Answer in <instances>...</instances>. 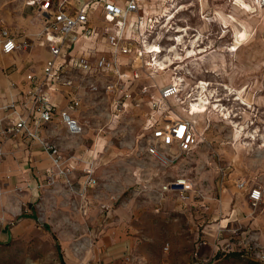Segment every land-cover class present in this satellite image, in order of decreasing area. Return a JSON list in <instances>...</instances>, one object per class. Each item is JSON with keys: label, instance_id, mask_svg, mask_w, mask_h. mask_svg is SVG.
Wrapping results in <instances>:
<instances>
[{"label": "rangeland", "instance_id": "374dc122", "mask_svg": "<svg viewBox=\"0 0 264 264\" xmlns=\"http://www.w3.org/2000/svg\"><path fill=\"white\" fill-rule=\"evenodd\" d=\"M241 2L249 9H242ZM251 3L255 2L201 0L202 8L214 9L215 27L211 28V35L200 37L197 54L177 63L191 74L184 81L199 79L208 85L204 92L209 87L208 99L217 98L222 105L208 109L209 101L201 103L206 104L202 105L205 111L196 126V155L191 154L188 163L179 166L177 172L185 167L186 174L202 184L222 181L226 189L231 186L236 190L231 193L237 199L243 200L227 224L225 235L218 238L219 252L206 264H264V193L252 205L244 196L245 191L235 187V183L243 181L245 190L257 185L264 188V12ZM142 4L143 15H161L164 10L159 0L150 2V10L146 9V3ZM218 12L224 20L217 16ZM27 15L31 12L22 8L18 0H0V16L6 22L1 17L0 20L12 29H22L21 19ZM183 22L200 31L206 26L190 11L179 12L172 19L175 24ZM190 33L186 35L189 40ZM28 52L30 49L20 53ZM170 73L168 70L167 74ZM235 90L239 95L234 94ZM94 94L88 101L99 109L95 106L91 112L107 115L102 94L99 91ZM127 117L121 119H131ZM95 121L84 125L82 133L103 136L104 152L108 156L105 164L97 166L99 174L92 175L95 184L86 187L87 211L80 208L81 199L75 192L49 186L35 205L30 206L31 214L26 213L29 224L9 239H0V264H100L104 259H98L96 253L105 246L104 241L113 243L120 239L127 243L126 253L110 259V264L192 261L195 245L200 241V233L195 229L205 225L208 218L198 209L178 207L172 191L161 193L158 186L170 179L169 167L174 164L163 167L140 160L143 142L137 138L131 144L139 134L136 124L106 126L94 124ZM89 137L83 143L85 146L91 142ZM73 141L80 144L79 136ZM196 158L201 167L194 172ZM81 175L79 172L78 176ZM20 216H12L9 222L17 223ZM107 235L110 238L102 237ZM204 240L207 244L201 247V254H213L208 246L213 238Z\"/></svg>", "mask_w": 264, "mask_h": 264}, {"label": "crops", "instance_id": "0c3cea01", "mask_svg": "<svg viewBox=\"0 0 264 264\" xmlns=\"http://www.w3.org/2000/svg\"><path fill=\"white\" fill-rule=\"evenodd\" d=\"M25 1L18 0L20 6L28 9L31 15H27L21 19V21L23 20L21 22L22 29L16 30L12 29L8 24L5 25L10 35L16 41L27 39L32 42L29 48L30 52L21 54V51H11L9 53H2L0 51L1 240L9 239L12 234L21 231L25 225L29 224L27 220L29 217L26 213L31 214L30 206L35 205L37 199L43 195L42 191L49 188V186L54 189L59 186L63 188V191L75 192L81 199L79 202L80 208H84L87 211V201L84 199L87 186L83 187L86 177L85 171L88 169L91 177L93 174L97 176L99 174L97 166L105 164L106 161L104 160L108 156L104 152L105 139L103 136L97 134L89 135V133H82V131V134L76 135L80 138V144L75 145L73 140L76 136L67 134L63 124L56 115H53L49 122H40L35 126L32 122V117H36V114L32 112L30 113V119H28V128L32 131L35 130L39 136L44 137L47 141L57 146L61 155L60 168L69 169L67 176L68 184H65L63 176L56 172L52 174L53 182L51 184L45 183L46 171L52 168V164L49 156L38 142L33 139H28L24 135L13 138L11 136L5 137L1 133L2 128L8 123L16 121L18 116H26L28 104L23 105V95L31 85V76L36 83L43 82L41 91L55 109L64 107L71 97L76 96L78 98V105L75 109L69 110L68 114L75 117L83 127L89 121L95 120L96 123L94 124L104 123L106 126H113L120 123L126 125L136 124L138 126L137 133L139 132V134L133 137L132 145H134V141L137 138L144 145L146 135L152 127L163 126L167 122L177 119L187 120L193 126L194 132L198 134V128L196 126L201 120L198 116L191 117L189 113L181 111L179 103L172 97L161 100L156 109L150 107L151 99L158 98L157 87L166 85L169 82L170 74H167L168 70H164L166 73L161 76L158 74L164 71L150 73L149 70L138 69V77L133 78L128 65V55L125 54L117 55L116 69L104 71L100 74H96L94 71L84 72L67 63L68 55L93 57L101 53L108 54V46L103 38V28L106 25L100 20V10L97 7L90 8L87 13V18L93 27V33L90 39H79L71 45L64 42L60 47L59 57L55 60V71H60L59 78L45 79L42 68L45 59L48 57V52L43 36L39 34L42 27V20L37 13L36 7L27 5ZM253 4L252 6H254ZM210 9L212 10V8ZM1 18L4 20V17ZM107 28L110 30V27ZM148 74L151 75L149 76ZM105 81L116 82L121 87V90H115L111 93L103 92L101 89L98 90L102 94L108 110L107 115H101L100 112H91L96 105L88 101V98L96 96L94 93L97 91H90L89 85H98ZM142 83L147 84L148 88L145 94L139 95L135 90ZM224 86L227 87L225 84ZM124 92L130 93L131 96L120 99ZM234 94L236 96L237 94L239 95V91L235 90ZM115 99H120L119 106L115 105ZM96 108L99 109L98 105ZM210 108L211 105H208V109ZM126 115L128 116L127 118L131 119L127 121L121 119V117ZM87 136H90L91 142L87 144L88 146H85L83 143L87 140ZM196 147L193 148L191 154L194 155L195 153L196 155ZM141 155L140 160L148 164L150 160L144 153V150ZM198 160L199 158L194 159V172L201 167V162ZM183 164L186 163L181 156L173 159L169 164L173 165L169 167V171L172 173V176H169V178L177 177L179 172L183 171L186 177L194 184L193 188L198 191V198L192 200V197H189L183 200L176 193H170L174 195L178 207H182L184 210L192 207L193 209H198L201 213H206L208 218L206 224L200 226V228L197 227L195 230L196 232L199 231L200 239L213 238L212 243L208 246H211L213 243L217 244L219 243L217 237L219 238L225 235L227 224L235 217L236 210L238 209L237 205L242 199H237V196L231 193V191L236 190L231 186L226 189L222 181L219 184L217 182L211 185L202 184L199 180L192 177V175L186 174L187 170L185 167L179 169L177 172L178 167L183 166ZM145 171L147 170L145 169ZM79 172L82 173L81 176H78ZM133 173L135 176L137 175L135 174L136 172L133 171ZM138 174H140V171H138ZM165 182H162L158 186L161 193H167L162 187ZM235 187L243 189L245 191L244 196H247L250 189L249 187L245 190L246 186L244 183L242 187H238L237 183H235ZM189 194L190 196L192 195L191 193ZM84 209L83 211H85ZM15 215H21L18 222H9L11 217ZM105 233L109 234V231ZM102 237L110 238L109 235ZM104 242L105 246L96 253L98 259H104L100 264H110V259L121 256L123 252L126 253L127 243L125 240L120 239L113 243L105 240ZM89 264L99 263L91 262Z\"/></svg>", "mask_w": 264, "mask_h": 264}, {"label": "built area", "instance_id": "2783aa9c", "mask_svg": "<svg viewBox=\"0 0 264 264\" xmlns=\"http://www.w3.org/2000/svg\"><path fill=\"white\" fill-rule=\"evenodd\" d=\"M153 1L157 0H26L27 5L36 7L42 20L39 34L43 36L48 52V57L45 59L42 68L44 78H59L60 71H55V60L59 57L60 47L64 42L71 45L79 39H90L93 27L87 18V13L90 8L97 7L100 10V20L106 25L103 28V38L108 46V54L101 53L93 57L68 55L67 63L81 71H94L96 74H100L104 71L116 69L117 55L125 54L128 55V65L133 78L138 77V69L149 70L150 73L169 70L171 71L169 82L166 85L157 87L158 98L151 99L150 107L156 109L161 100L172 97L182 105L184 111L190 113L191 103H200L198 91L201 84H198V79L195 82H184V79L191 77V74L188 69H183L177 63L191 59L200 50L197 44L200 37L203 35L205 38L207 34L211 35V28L215 27L214 12L209 7L202 8L199 4L201 0H196V2L193 0H159L164 4V10L160 12L161 15H143L142 9L144 6L142 3H146V9L150 10L149 5ZM253 1L264 12V0ZM183 11L197 14L198 18L206 25L203 29V31L205 30L204 34L195 26H189L190 29H187V31L184 29L179 31V27L186 28L188 25L184 22L180 25L172 23L173 18L166 22L168 15H176ZM107 27H110V30ZM189 31L191 32L190 40L186 38ZM0 43L2 53L24 51L29 49L32 44L27 39L16 41L10 35L7 26L1 21ZM193 46L195 49H193ZM172 47L177 49L172 51ZM185 48H188L187 51H185ZM188 50L191 52L188 53ZM30 82L29 89L23 95V105L28 104L26 116H18L16 121L5 125L1 133L5 137L15 138L24 135L28 139L37 141L49 156L52 164V168L46 171L45 183L51 184L53 182L52 174L56 172L63 176L65 184H68L69 169L60 168L61 155L57 146L39 136L35 130H30L27 123L32 112L36 114V117H32L35 126L40 122H49L53 115H56L67 134L76 136L83 131V125L75 117L69 115L68 111L77 107L78 98L76 96L71 97L64 107L55 109L41 91L43 82L36 83L33 81L32 76ZM147 88L148 85L142 83L136 88L135 92L143 95L147 92ZM99 89L111 93L115 90H121V87L113 81L89 85L90 91L95 92ZM130 96V93L124 92L120 99L129 98ZM120 99L114 100L115 105H120ZM197 144L198 136L194 132L191 123L184 119H177L169 121L163 126L152 127L146 135L143 150L151 162L165 167L178 156H181L183 161L188 163L191 151ZM85 172L86 177L83 187L93 186L95 179L90 176L88 169ZM193 185L185 173L180 171L177 177L170 178L162 187L164 190L172 191L181 199L186 200L189 197L198 196V191L193 188ZM237 186L242 187L243 181L237 182ZM189 193L192 195L190 196ZM263 193L264 188L262 186L251 187L247 193L249 203L256 205ZM206 244L204 239H200L196 243L192 253V261L189 264H206L211 259L212 254H208V256L206 253L203 255L200 252L201 247ZM209 248L213 252L218 246L214 243Z\"/></svg>", "mask_w": 264, "mask_h": 264}, {"label": "bare ground", "instance_id": "6f19581e", "mask_svg": "<svg viewBox=\"0 0 264 264\" xmlns=\"http://www.w3.org/2000/svg\"><path fill=\"white\" fill-rule=\"evenodd\" d=\"M240 3V2H239ZM254 5V7H256L257 8V6L255 5V3L253 4ZM240 7L242 8V9H244V10H247V9H249L248 8V5L246 4V3H244V2H241V4H240ZM251 7V6H250ZM251 11V10H250ZM217 12V11H216ZM246 13V12H245ZM167 15V14H166ZM217 16L218 17H220L222 20H224V18H223V16L221 15V13H217ZM175 17V14H170V15H168V19H167V22L169 21V19H171V18H174ZM34 27V26H33ZM177 27H179V26H177ZM187 29H189V27H186ZM186 28H182V27H179L178 28V30L179 31H181L182 29H184L185 31H187V29ZM173 49H177L176 47H172L171 48V50L172 51H174ZM230 49V48H229ZM188 52H189V50H188ZM165 78V77H164ZM200 82V83H199ZM199 84H201V88H200V90L198 91V94H199V101H200V103L199 104H193V103H191V109H190V115H191V117H193V116H198V117H200L199 119H202L201 117L203 116V112L205 111V109L203 108V104H206V103H203L202 105H201V103L202 102H204V101H209V105H211L212 107H213V109H216V106L215 105H217V106H220L221 104H218V100L219 99H217V98H215V99H213V100H210V99H208V97H207V93H205L203 90L205 89V83H203V82H201L200 80H199ZM207 83V82H206ZM206 86H208V85H206ZM198 87V86H197ZM207 92L208 93H210V90L209 89H207ZM207 94V95H206ZM214 106H213V105ZM179 108L181 109V111H184L183 110V107L181 106V104H179ZM179 109V110H180ZM186 112V111H185ZM189 118V117H188Z\"/></svg>", "mask_w": 264, "mask_h": 264}, {"label": "trees", "instance_id": "16d2710c", "mask_svg": "<svg viewBox=\"0 0 264 264\" xmlns=\"http://www.w3.org/2000/svg\"><path fill=\"white\" fill-rule=\"evenodd\" d=\"M218 252H219V249L218 248L217 249H214L213 254H212V257H214V255H216ZM212 257H211V259H212Z\"/></svg>", "mask_w": 264, "mask_h": 264}]
</instances>
